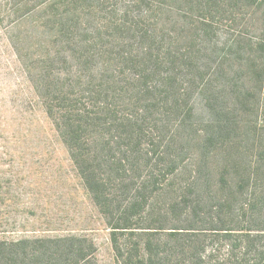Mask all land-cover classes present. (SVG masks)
<instances>
[{
	"label": "trees",
	"instance_id": "trees-1",
	"mask_svg": "<svg viewBox=\"0 0 264 264\" xmlns=\"http://www.w3.org/2000/svg\"><path fill=\"white\" fill-rule=\"evenodd\" d=\"M22 3L44 6L56 23L61 48L48 59L60 67L42 75V98L120 256L130 264H264V166L256 159L242 173L229 152L220 173L210 169L241 138L255 88L248 82L264 93V0ZM195 95L203 120L194 118ZM196 143L194 174L169 187L167 223L150 199ZM118 235L140 240L125 256ZM87 243L0 239V264H97Z\"/></svg>",
	"mask_w": 264,
	"mask_h": 264
},
{
	"label": "rangeland",
	"instance_id": "rangeland-1",
	"mask_svg": "<svg viewBox=\"0 0 264 264\" xmlns=\"http://www.w3.org/2000/svg\"><path fill=\"white\" fill-rule=\"evenodd\" d=\"M23 4L22 0H0V239L78 236L92 245L97 264H130L115 250L105 210L86 188L42 98V75L47 70L56 76L60 67L53 59L61 48L54 18L44 6L27 11ZM49 54H53L52 60ZM257 85L255 79L248 82L255 88L249 106L244 107L241 138L233 150H219L210 160L213 174L221 172L229 152H234L233 160L242 165V173L243 169L251 171L256 159L264 166V93L254 91ZM193 99L196 112L201 114L194 118L201 120L202 97L195 95ZM259 136L263 140L255 138ZM199 154L196 143L178 171L168 173L166 189L150 199L152 207L166 213L167 223L171 215L169 187L194 174ZM204 173L210 171L204 169ZM257 187L263 188L264 181ZM118 237L123 253L140 240L136 236Z\"/></svg>",
	"mask_w": 264,
	"mask_h": 264
}]
</instances>
